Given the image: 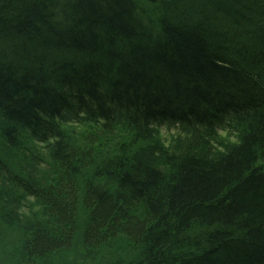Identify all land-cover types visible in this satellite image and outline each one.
I'll list each match as a JSON object with an SVG mask.
<instances>
[{
	"label": "trees",
	"instance_id": "obj_1",
	"mask_svg": "<svg viewBox=\"0 0 264 264\" xmlns=\"http://www.w3.org/2000/svg\"><path fill=\"white\" fill-rule=\"evenodd\" d=\"M13 194L27 263L264 264V0H0Z\"/></svg>",
	"mask_w": 264,
	"mask_h": 264
},
{
	"label": "rangeland",
	"instance_id": "obj_2",
	"mask_svg": "<svg viewBox=\"0 0 264 264\" xmlns=\"http://www.w3.org/2000/svg\"><path fill=\"white\" fill-rule=\"evenodd\" d=\"M90 127H78V126H70L68 127V132L74 134L72 140L76 143L77 146L82 147L85 145L84 142V133L88 131ZM163 133H166L162 130ZM166 135V134H164ZM167 138L166 136H164ZM108 141H104L102 143V149H99L100 153H104L111 146V143ZM32 150L40 152L42 149L40 146H36L31 142H27ZM37 171L40 175L46 174L43 168H39ZM24 169H22L23 172ZM26 170V169H25ZM38 175V176H40ZM46 177L39 178L38 180H43ZM32 201L30 199H26L23 197H18L13 195H6L0 198V215L7 213L11 218H9V225L7 226V230L0 232V264H31L27 263L25 259L22 258L20 252V246L23 238L27 235V231L30 229L29 223L32 220L31 214L34 212V209L31 206ZM76 247L69 253H64L60 256V258L53 262L52 264H105L102 260H97L95 263H88L80 257V245L78 244V240H76ZM110 259L109 264L113 261L120 259L119 254L112 248V252L107 254ZM112 261V262H111ZM126 262H131V260H126ZM36 264V263H35Z\"/></svg>",
	"mask_w": 264,
	"mask_h": 264
}]
</instances>
